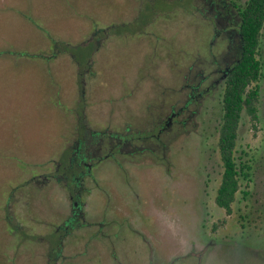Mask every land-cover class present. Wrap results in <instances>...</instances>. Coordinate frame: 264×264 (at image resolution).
Here are the masks:
<instances>
[{"label":"flooded vegetation","instance_id":"flooded-vegetation-1","mask_svg":"<svg viewBox=\"0 0 264 264\" xmlns=\"http://www.w3.org/2000/svg\"><path fill=\"white\" fill-rule=\"evenodd\" d=\"M150 1L149 14L152 16V7L160 0H148V3ZM247 1L192 0L190 7L181 4L164 11L160 18L133 34L112 32L115 26L128 21L125 16H121V21L109 24L104 17L100 29L93 27L88 34L89 41L99 45V54L109 53L111 45L121 42L130 47L131 39H135L145 48L147 63L141 65L140 73L117 94L116 110L112 108L114 101L104 100L108 104L105 120L101 117V98L95 96L103 76L93 61L96 56L89 60L88 68L79 69L78 75L82 79L77 78L76 83L79 80L80 94L70 111L75 123L65 139L66 148L59 149V155H51L53 158L43 164L40 173L26 185H18L13 194L7 196L4 211L8 240H4L2 247L5 264H92L94 254L97 256L105 251L99 239L107 238V233L113 231L110 228L120 225L140 235L142 243L150 247L151 264H174L178 257L205 254L223 245L213 238L203 239V244L192 238L191 227L197 231L204 229L202 218L206 213L203 214L205 205L202 203L200 215L195 214L183 230L187 234H180L186 239L181 245V250L185 249L186 253L178 257L173 255V251L156 241L161 237L170 242L172 228L167 208L158 207L162 204L159 199L151 206L147 218H154L161 228L160 235H154L153 227L145 228L142 222L140 214L144 212L125 208L121 196L115 192L117 185L107 188L103 174L115 172L122 183L132 188L131 173L136 171L135 168H147L154 172L164 171L169 182L200 189L199 182H190V178H198L194 165L186 163L194 145L189 153L182 150L177 154L173 149L174 145L182 144V140L192 142L195 135L200 134V139L203 138L201 135H205L213 120L221 117L223 122L224 93L232 71L242 58L240 28ZM143 2L130 0L128 8L133 18L136 8L139 10ZM103 8L106 9L105 3ZM178 13L179 17L174 16ZM178 19L179 25L176 24ZM173 24L178 29L172 30ZM177 39H180L179 48L176 47ZM195 42L198 47L189 50L188 45ZM262 58L263 54L261 61ZM197 148L199 153L200 146ZM197 148L195 146L194 150ZM28 185L51 188L55 204L56 196L61 197V205H56L55 212L58 219L42 218L34 210L25 211L30 204L29 198L25 201L19 194ZM199 201L203 202L202 196ZM13 204L21 207L20 213L12 210ZM161 216L165 217L162 224L157 221ZM48 227L53 230L50 232ZM112 257L121 264L115 251L109 253L107 260L97 258L99 264H109V261L113 262Z\"/></svg>","mask_w":264,"mask_h":264},{"label":"rangeland","instance_id":"rangeland-1","mask_svg":"<svg viewBox=\"0 0 264 264\" xmlns=\"http://www.w3.org/2000/svg\"><path fill=\"white\" fill-rule=\"evenodd\" d=\"M191 1H157L152 7L151 16L149 12L152 2L144 0L139 10L136 8L133 18V13L128 8L130 0H104L106 9L102 6V0H0V264H5L6 256L2 247L8 240L4 211L7 196L18 185H26L35 174L40 173L43 164L53 158L51 155H59L58 150L66 148L68 143L65 139L75 123L68 112L74 107L80 94L79 85L76 83L78 69L88 68L89 60L96 56L93 61L97 63L99 74L103 76L99 80L100 87H97L98 93L95 96L101 98V117L105 120L108 104L104 100L110 98L111 102L114 101L112 108L116 110L117 94L129 84L135 74L140 73L141 65L147 63L145 48L135 42V39H131L130 47L121 42L116 46L111 45L109 53L99 54V45L95 41H89L90 35L81 36L85 26L97 24L96 21L102 22L104 17L109 24L121 21V16H125L130 23L118 24L112 32L133 34L157 20L161 16L160 13L173 10L181 4L190 7ZM174 16L179 17L180 14ZM149 19L151 20L147 22ZM176 24L179 25V19ZM195 25L199 29L198 22H195ZM174 27L173 24L172 30L178 29ZM39 28H50L57 32L60 38L62 36L61 39L65 42H69L68 46H64L66 57L60 58L55 64V86L48 80L52 73L43 69L46 65L44 60L43 63L34 60V64L22 57L24 55L20 52L13 57L2 54L5 51L13 53V50L23 49L27 50L26 53L35 55L39 45L40 48H46L48 36L41 34ZM72 34L74 38L70 42ZM179 41L180 39H177L176 42L178 48ZM195 44L196 42L194 45H188L189 50L197 48ZM176 53L175 51L173 54ZM262 54L264 62V30ZM176 56L178 59L179 56ZM259 87L260 121L254 123L244 114L237 147V156L252 166V181L241 182L231 215L216 204L217 191L224 172L218 146L221 117L207 126L205 135H201L203 138L200 139L198 134L192 137V142L185 139L182 144L174 145L173 152L177 154L182 150L189 153L193 145L196 148L200 146V154L198 148L194 150L193 147V153L186 162L187 165H194L198 178H190V182H199L200 189L169 182L164 171L154 172L153 169L147 168H135L136 171L131 173L132 188L125 182L122 183L115 172L103 174L107 188L117 185L118 190L115 192L121 196V203H124L125 208L144 212L140 215L145 228L153 227L152 233L158 236L161 228L154 218L147 216L151 213L155 199L160 200L162 204L158 207L162 209L164 206L169 211L168 220L172 235L170 242L161 237H157L156 241L168 247L177 257L186 253L185 249L181 250V245H184L186 240L180 236L181 232L187 234L183 231L187 222H190L195 214L200 215L201 208L205 205L206 212L203 210V214L206 213V216L202 218L204 229L197 231L195 227H191L194 235L192 238L202 244L205 242L203 239L213 238L223 245L214 247L205 254L178 257L174 264H264V80L259 82ZM218 115L221 116L220 113ZM186 142L189 144L185 145ZM242 151L247 152L248 156L243 157ZM191 177L194 178L192 173ZM37 189L39 188L28 185L21 190L20 197L25 198V201L29 198L27 201L30 203L25 207V211L34 210L42 218L47 216L49 219L52 216L58 219L55 212L56 205H61V197L56 196L55 204L51 198V188ZM247 193L249 195H246ZM200 196L203 202L199 201ZM171 200V203H167ZM12 210L20 213L21 207L13 204ZM157 221L162 224L165 217L161 216ZM200 224L202 225V222ZM48 228L50 232L53 230L52 227ZM110 229L114 232L107 233V238L99 239L102 250L105 251L97 253V256L94 254L92 264H99L98 258L104 257L107 260L112 251L118 254L121 264H151L150 247L142 243L140 235L121 225ZM51 236L52 234L50 239ZM112 258L113 262L109 261V264H118L114 257Z\"/></svg>","mask_w":264,"mask_h":264},{"label":"trees","instance_id":"trees-1","mask_svg":"<svg viewBox=\"0 0 264 264\" xmlns=\"http://www.w3.org/2000/svg\"><path fill=\"white\" fill-rule=\"evenodd\" d=\"M104 3V0H102V6ZM94 21H96V19ZM96 22L97 24H92V26L91 24H89V26L86 25L85 31L81 36L84 35L85 37V35H88V31L94 30L93 27L95 29H100L101 22ZM263 30L264 0H248L242 11L241 18L240 31L243 40L242 58L240 63L237 64L232 71L224 93V115L218 142L224 172L222 174L221 184L217 191L216 204L218 207L224 209L228 215H231L233 212L232 207L236 202L238 193L240 192L241 182L252 181V166L249 162L237 156V147L239 129L244 114L248 115L254 123L260 121L259 82L264 75L263 63L261 61ZM39 32L46 37L48 36V41L46 48H40V45L37 47L35 55H30L29 53H26L27 50L23 49L13 50V53L5 51L2 54L6 53V56L13 57V55L20 52L24 55L22 57H26L28 61H31V63L34 64L36 63L35 61L40 60L38 63H41L44 60L46 65L43 69L52 73L48 80H50V83L55 86V83L57 82V76L54 72L56 68L55 64L60 58L66 57L64 46H68L69 42H65V40L61 39L62 36L60 38L57 32L50 28H39ZM73 38L72 34L69 41L71 42V39ZM60 47H63V49H60ZM77 78H80V76L77 75ZM81 79L82 78H80V81ZM77 84L79 85V80ZM69 110L71 111V108ZM241 154L243 157L248 156V153L244 151H242ZM238 161H240V163ZM26 167L27 166H25V168Z\"/></svg>","mask_w":264,"mask_h":264}]
</instances>
